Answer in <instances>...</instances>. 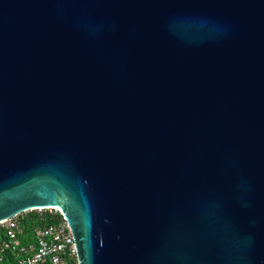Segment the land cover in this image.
I'll return each instance as SVG.
<instances>
[{"label":"water","instance_id":"obj_1","mask_svg":"<svg viewBox=\"0 0 264 264\" xmlns=\"http://www.w3.org/2000/svg\"><path fill=\"white\" fill-rule=\"evenodd\" d=\"M49 207L78 264H264V0H0V222Z\"/></svg>","mask_w":264,"mask_h":264},{"label":"built area","instance_id":"obj_2","mask_svg":"<svg viewBox=\"0 0 264 264\" xmlns=\"http://www.w3.org/2000/svg\"><path fill=\"white\" fill-rule=\"evenodd\" d=\"M0 264H78L58 208H33L0 222Z\"/></svg>","mask_w":264,"mask_h":264}]
</instances>
